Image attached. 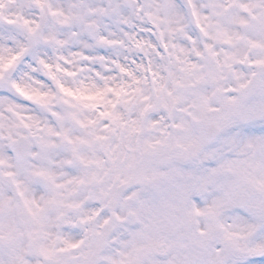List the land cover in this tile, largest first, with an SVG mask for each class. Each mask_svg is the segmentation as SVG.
I'll list each match as a JSON object with an SVG mask.
<instances>
[{
	"label": "snow or ice",
	"instance_id": "snow-or-ice-1",
	"mask_svg": "<svg viewBox=\"0 0 264 264\" xmlns=\"http://www.w3.org/2000/svg\"><path fill=\"white\" fill-rule=\"evenodd\" d=\"M0 264H264V0H0Z\"/></svg>",
	"mask_w": 264,
	"mask_h": 264
}]
</instances>
